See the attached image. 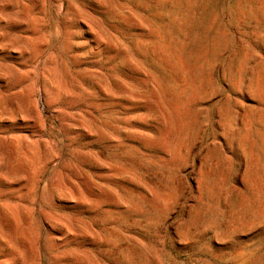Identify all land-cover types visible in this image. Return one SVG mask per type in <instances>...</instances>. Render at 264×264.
<instances>
[{"label": "rangeland", "instance_id": "374dc122", "mask_svg": "<svg viewBox=\"0 0 264 264\" xmlns=\"http://www.w3.org/2000/svg\"><path fill=\"white\" fill-rule=\"evenodd\" d=\"M0 264H264V0H0Z\"/></svg>", "mask_w": 264, "mask_h": 264}]
</instances>
